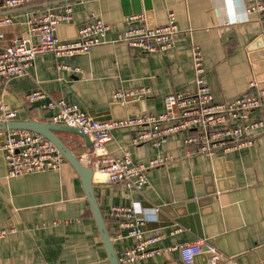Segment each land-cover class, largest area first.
Returning a JSON list of instances; mask_svg holds the SVG:
<instances>
[{
	"label": "crops",
	"instance_id": "1",
	"mask_svg": "<svg viewBox=\"0 0 264 264\" xmlns=\"http://www.w3.org/2000/svg\"><path fill=\"white\" fill-rule=\"evenodd\" d=\"M4 1L0 0V6ZM53 2L58 1L34 0L13 11L0 7V17L14 20L13 25L0 28L5 43L25 37L27 21L46 9L36 8ZM69 4L72 21L58 26V39L78 40L80 29L96 17L111 27L106 43L72 58L40 54L27 75L0 80V104L17 112L13 121L49 122L50 114L41 109L43 102L26 100L35 90L77 104L98 121L162 113L166 96L194 86V46L203 52L206 80L218 101L249 92L252 80L264 89V14H248V0H131L128 4L78 0ZM138 11L152 28L165 25L168 13H175L180 34L171 51L148 54L116 42L119 33L132 27L127 18ZM60 64L80 72L58 69ZM119 91L148 93L122 105L113 98ZM6 134L0 132V231L13 228L15 232L0 239V264H109L82 181L72 166L66 162L58 171L10 178L2 150ZM132 134L131 129L112 131L107 144L110 154L122 158L128 150L142 164L164 156L174 160L149 170V186L140 193L94 176L104 215L113 206L137 204L142 208L137 218L147 220V235L167 234L157 244L161 249L206 240L222 255L216 264H264V136L248 149L210 159L185 158L180 136L161 147H133ZM58 136L92 168V150L80 137ZM155 210L156 215L146 216ZM109 224L116 231L115 223ZM174 230L179 232L169 235ZM113 240L118 256L134 244L131 239ZM209 260L208 254H202L194 264H210ZM134 264L184 263L177 252H171Z\"/></svg>",
	"mask_w": 264,
	"mask_h": 264
},
{
	"label": "built area",
	"instance_id": "2",
	"mask_svg": "<svg viewBox=\"0 0 264 264\" xmlns=\"http://www.w3.org/2000/svg\"><path fill=\"white\" fill-rule=\"evenodd\" d=\"M61 1V0H52ZM248 14H264V3L248 0ZM34 0H5L3 11H13L33 4ZM73 16L71 4H60L46 8L27 21L25 37H14L5 43V33H0V80L27 75L38 55L52 53L57 58L76 57L87 54L95 47L106 43L110 25L100 18L84 25L78 40L62 42L57 37V28L70 23ZM132 27L119 33L118 43L148 54H166L175 46L180 34L176 15L168 13L167 23L159 27H148L142 15L127 18ZM14 24L11 16L0 17V28ZM36 39L37 43L33 42ZM58 69L80 72L78 68L60 64ZM192 89L172 93L165 97L162 113H143L117 121H98L91 118L77 104L63 99H53L42 90H35L26 96L31 103L43 102L42 110L50 114L49 122L75 127L86 134L91 142L92 169L94 176L102 177L111 185H120L126 191L142 192L149 186L147 172L174 160L171 156L159 157L148 164L137 162L127 150L122 158L112 156L107 149L111 133L119 129L133 131V147L151 144L165 145L170 138L180 136L184 157L201 155L210 159L240 152L252 147L264 136V89L252 80L249 92L231 100L218 101L206 80L204 55L198 46L192 48ZM148 91H119L114 100L126 105L139 99ZM17 112L6 104H0V121H13ZM10 178L27 174L60 170L66 163L57 147L46 138L27 131H8L2 147ZM139 205L132 207L113 206L108 215L116 225V239H131L134 244L118 256L119 264H134L146 258L177 252L184 264H194L198 256L212 254L210 264H216L222 255L206 240H195L183 245L161 249L157 244L167 234L147 235L146 219H138ZM153 215L158 213L154 211ZM45 225L42 226V228ZM15 229L1 230L0 239ZM179 230L172 231L174 236ZM113 240V239H112ZM114 241V240H113Z\"/></svg>",
	"mask_w": 264,
	"mask_h": 264
},
{
	"label": "water",
	"instance_id": "3",
	"mask_svg": "<svg viewBox=\"0 0 264 264\" xmlns=\"http://www.w3.org/2000/svg\"><path fill=\"white\" fill-rule=\"evenodd\" d=\"M78 0H62L58 2H53L50 4H45L41 7H38L36 9L40 8H48L60 4H66V3H73ZM131 0H124L126 4H128ZM144 2H148V0H144ZM150 7H146L145 11L148 12ZM142 12H133L131 13L134 15H140ZM8 131H27L32 132L35 134H38L50 142H52L57 149L60 151V153L65 158L66 162L69 163L72 168L75 170V172L80 177L84 191L87 197V201L89 203V206L91 208V212L93 214L95 223L97 225V228L99 230L103 245L105 247L107 256H108V262L109 264H119L118 261V255L116 252V249L114 247L113 240L111 238L104 213L100 207L98 198L96 196L95 192V186H94V171L91 167L85 166L81 159L60 139L58 136V133H68L71 135H76L80 137L84 142L87 148H91L92 142L90 138L81 132L79 129L75 127H69L66 125H58L53 124L50 122H42L37 120H29V121H9V122H0V132H3V134H6ZM192 197H190L191 199ZM198 219V217H196ZM199 223V222H198ZM213 255L208 254V257L211 258Z\"/></svg>",
	"mask_w": 264,
	"mask_h": 264
},
{
	"label": "trees",
	"instance_id": "4",
	"mask_svg": "<svg viewBox=\"0 0 264 264\" xmlns=\"http://www.w3.org/2000/svg\"><path fill=\"white\" fill-rule=\"evenodd\" d=\"M108 216H109V215H108ZM108 216H107V214L104 215L105 220H106V223H107V226H108V229H109V232H110V235H111V238L114 239L115 236H116V231L113 230L112 227H111L110 224H109L110 221L113 222V223H114V221H113L110 217H108Z\"/></svg>",
	"mask_w": 264,
	"mask_h": 264
}]
</instances>
